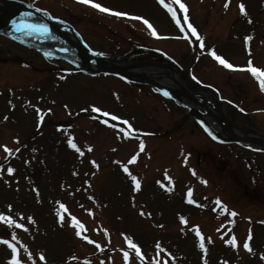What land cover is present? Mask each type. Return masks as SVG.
Wrapping results in <instances>:
<instances>
[{
	"label": "rangeland",
	"instance_id": "1",
	"mask_svg": "<svg viewBox=\"0 0 264 264\" xmlns=\"http://www.w3.org/2000/svg\"><path fill=\"white\" fill-rule=\"evenodd\" d=\"M22 1L67 21L113 65L142 58L165 65L171 57L188 69L190 81L218 89L226 115L248 128L245 133L234 129L237 135L264 137V91L246 70L249 59L253 66L264 68V0H228L227 7L225 0H180L186 11L173 4L179 24L159 0H94L147 19L157 36L142 20L103 13L79 0ZM240 3L246 14L240 12ZM188 23L203 37L204 48L191 35ZM245 36L251 37L247 44ZM209 50L238 67H224ZM63 55L0 30V142L15 140L11 148L20 149L0 170V211L25 225L9 227L0 221V240H11L15 233L24 264H42L41 252L46 264H125L122 250H127V244L121 233L133 237L143 255L141 260L130 253L128 264H154L157 259L167 264H264V145L233 139L223 122L219 125L206 113L209 125L196 109L150 85L103 73L108 68L104 66L86 69L93 75L82 72L84 67ZM175 70L183 87L216 102L215 94L195 89ZM167 81L180 88L171 77ZM184 94L183 101L194 102L204 111L196 96ZM93 105L121 120L91 111ZM104 119L121 128L127 127L122 124L127 119L137 130L135 137L118 135V129L102 123ZM214 131L227 137L220 134L219 141ZM68 137L83 156L68 147ZM132 155L137 160L128 167L141 181L137 191H132L131 178L120 166L128 164ZM9 165L15 169L11 175L6 172ZM189 188L195 204L188 202ZM217 198L220 205L215 203ZM57 201L84 225V234L99 249L75 235L70 219L58 221ZM141 209L150 215H140ZM232 211L235 216L228 214ZM193 226L204 237L205 249L199 247ZM249 229L252 252L243 248ZM233 235L236 248L224 243ZM157 242L162 251L157 250ZM10 251L0 243V264H10Z\"/></svg>",
	"mask_w": 264,
	"mask_h": 264
},
{
	"label": "snow or ice",
	"instance_id": "2",
	"mask_svg": "<svg viewBox=\"0 0 264 264\" xmlns=\"http://www.w3.org/2000/svg\"><path fill=\"white\" fill-rule=\"evenodd\" d=\"M80 3H83L85 5H90L91 7L95 8L96 10L103 12V13H108L110 15H114L117 17H127V18H131V19H135V20H142L143 23L147 26L148 30L151 32V34L153 36H157V32L156 29L153 27V25L151 23H149V21L147 19H144L141 16H133L130 13L127 12H122V11H117L114 10L112 8L103 6L101 3H97L94 2V0H79ZM159 3L162 4L164 6V8L167 9V11L169 13H171V16L174 20H176L177 24L180 23V20L177 19V10L173 8V4L178 3L179 4V9L186 11V6L184 3L180 2V0H169V2H165V0H159ZM228 6V0H225V7ZM239 10L242 14H246L245 11V5L243 3L239 4ZM55 19V17H53ZM183 20L185 23H187L188 21V17L187 15H185L183 17ZM13 27L15 28V30L17 31H22V30H29V29H35V30H42V31H48V25L44 24V23H30L27 22L25 20H21L19 23H17L16 21H13ZM188 29L191 30V35L192 36H196L197 39L199 41H201V48H204V44L202 43L203 41V37H199L198 33H197V29L195 27H193L190 23L187 24ZM251 39L250 36H245L244 40H245V44H247V42ZM210 54L224 67L228 68V69H233L236 68L238 66L233 65L232 63H230L227 59L223 58L221 55H218L214 50H209ZM99 55H103V53H99ZM246 70L248 72L251 73V75L253 77H255L257 79V81L259 82V87L261 89V91H264V68L261 67H256L253 66V62L251 59L248 60L247 65H246ZM63 78V77H61ZM195 78V77H194ZM165 96H168L169 93L167 91H164L163 93ZM37 115L38 118H40L39 114H40V109L37 108ZM48 111H51L50 109H48ZM91 111L96 112V113H102V115L104 117H111L112 121H118L121 120L120 116L114 115L109 111H104L102 110L100 107H97L95 105L92 106ZM241 111H243V109H241ZM41 122H42V118H40ZM102 123H104L105 125H109L110 122L108 119H104L102 120ZM203 124V122H201ZM122 124L126 125V128H121L119 125L112 123L110 124L111 127L118 129V135H121L123 137H135L136 135V131L133 128V125L127 120V119H123L122 120ZM38 127L40 126L39 123L37 125ZM205 131L208 132L209 135H212L211 131L205 126ZM216 137L213 136V139H215ZM67 145L68 147H70L71 149H74L76 153H78L80 156L84 155V152L81 150L80 147L77 146V143L74 142V140L71 137L67 138ZM144 148V143L143 141H140L139 143V149L140 151H143ZM0 149H3V152L6 154L3 159L5 161L8 160V158L10 156H14L16 153L19 152V148H11L9 146H7L6 144H0ZM89 151H91V148L89 147L88 149ZM33 151H35V149H33ZM137 160V155H132L130 160L128 161V164H121L120 166L122 167L123 173L127 174L130 178H131V183H132V191H137L140 189L141 187V181L135 176L133 175L130 170L128 165L134 163ZM25 163L27 164L28 161H25ZM90 163L93 166H97L96 165V161L92 160L90 161ZM117 164H120L119 161L116 162ZM4 169V164H0V170ZM6 172L11 175L15 172V169L9 165L6 168ZM195 174V173H194ZM84 183H88V181H84ZM206 183V181H205ZM34 192H36L37 197H39V192L38 190L35 188V186H33L32 189ZM191 194H192V189L189 188L188 189V196H189V203H193L195 204L196 201L194 199H191ZM215 203L217 205L221 204V201L219 198L216 199ZM57 204L59 205L58 208L56 209V214H57V219L60 222H63L66 218L70 219L71 222V226H73L76 231H75V235L77 237H81L83 240L88 241L91 244H96V247L99 249L100 245L96 243L95 240H90L89 236L85 233V229H84V225L81 224V222L76 218V216L71 215V213L69 212L68 207L63 204L60 203L59 201H57ZM201 207H203V205H200ZM12 205H8V209H11ZM230 216H235L236 213L234 211L229 212L228 213ZM140 215L144 216V215H150V213H145L143 211V209H141L140 211ZM28 220L32 221V217L29 216L27 217ZM180 220L182 223H186L185 218L183 216L180 217ZM0 221H2L5 225H8L9 227L11 226H16L18 228H24L25 225L23 223H17V220L13 218L12 215L9 214H5L4 211H0ZM34 223V221H32ZM229 223H232V221H229ZM261 223H264V221H261ZM193 230L195 231V235L196 237L200 238V243H199V247L201 249H205V242H204V237L202 236L201 232L199 231L198 228H196V226H193ZM121 235L124 237L125 243L127 244V250H122L123 251V258H124V262L125 264H128L129 262V255L130 253H134L135 257L143 260V255L141 253V249L138 246V244L136 242H134L133 237L128 236V235H124L123 233H121ZM16 237H15V233H12V238L11 240L9 239H2L0 240V243H3L4 245H7V247L11 250L10 251V264H22L21 259L18 256V249L15 243ZM252 240V232L251 229L248 230V234L247 237L244 239L243 241V248L248 251V252H252V247L250 245V241ZM208 242H211V238H208ZM224 243L230 245L232 248H236L237 247V239L236 237L233 235L231 236L230 239H226L224 241ZM156 248L157 250L162 251L161 249V245L159 242L156 243ZM29 257H31V253H28ZM264 258V257H262ZM38 259L40 262H42V264H46V257L44 253H39L38 254ZM70 259H75L74 257H70ZM154 264H167L166 261H162L160 259H157ZM205 264H207V262L205 261ZM225 264H227V262L225 261Z\"/></svg>",
	"mask_w": 264,
	"mask_h": 264
},
{
	"label": "water",
	"instance_id": "3",
	"mask_svg": "<svg viewBox=\"0 0 264 264\" xmlns=\"http://www.w3.org/2000/svg\"><path fill=\"white\" fill-rule=\"evenodd\" d=\"M5 1H8L10 2L12 5L14 6H17V7H21V4L20 3H15L13 2L12 0H5ZM26 6H24L25 8ZM27 9H29L28 7H26ZM40 14L42 15V13L40 12ZM16 21V20H15ZM49 24L54 27L57 31H59V33L61 34V36L64 38V40L67 42V44H69L71 47H73V45L70 43L69 41V37L68 35L62 33L58 27L52 23L51 21H49ZM0 29L2 31H7L9 32L10 31V28L7 27H3L2 25H0ZM25 34V32H24ZM78 38H79V44H81L82 46L86 47V49H88V56L91 57V59L94 61V62H97V59L96 58H93L92 55H93V51L90 50L87 46V44L82 40V38L80 37L79 34H77ZM69 41V42H68ZM51 45H53L54 47H56L57 49L59 50H64V48L60 47L59 45H56V44H52L51 42H47ZM148 65H155V66H158L160 65L159 63H154V62H148V61H144V62H136V63H133L131 65H128V66H116V65H112L110 66L109 68L107 69H102L101 71L103 72H106V73H109V74H114V75H117V76H120L122 78H126V79H130V80H133V81H137V82H145V83H148V84H151L152 86L160 89V90H165L167 88V86L159 83L157 80H155L154 78H152L151 76H149L147 73H143L141 74L138 70L141 69L142 67H146ZM133 68V69H132ZM200 87H203V88H209V86H205V85H199ZM168 89V88H167ZM166 89V90H167ZM172 89V88H171ZM174 92L178 93L179 91L181 92H185L187 94H191L190 91L182 88V89H177V88H173L172 89ZM197 99L199 101H203V99L199 96V95H196ZM218 101L220 102V99H218ZM216 108L218 109L221 117H222V120L223 122L225 123L228 131L233 135L234 138L236 139H239V140H242V141H247V142H254V143H262L264 144V137L262 138H259V137H255V138H251V137H242V136H238L236 134H234V132L232 131L231 129V126H234L236 128H240L242 130H245L244 127L242 126H239V125H236V124H232L229 119L227 118L226 114L222 111V109H220L218 106H216ZM216 120L218 122H221V120L219 118L216 117ZM264 136V135H263Z\"/></svg>",
	"mask_w": 264,
	"mask_h": 264
},
{
	"label": "bare ground",
	"instance_id": "4",
	"mask_svg": "<svg viewBox=\"0 0 264 264\" xmlns=\"http://www.w3.org/2000/svg\"><path fill=\"white\" fill-rule=\"evenodd\" d=\"M0 3H1L0 7L3 8L4 7V2H0ZM2 8H0V25H2L3 27H6L7 24L4 23L3 18H6V19H9L10 20L11 19V16L10 15L13 14L12 11H13L14 7L5 8L7 10V13H4V14L1 15V13L4 12L3 10H5V9H2ZM67 35L72 40V45H73V49H74L72 51V55H74V57H76V59H77V61L79 63V66H82L85 69L91 68V67L96 66V65H97V67L98 66H104V67H109L110 66V62L106 58H98L97 59V62H94L91 59V57L88 56L87 53H86L87 55L84 54L83 50L78 46L79 44L77 43V41L76 40H73L75 38L74 37L75 36V33L74 32L71 31ZM81 53H83V54H81ZM79 54L80 55H86L88 57L86 59L92 60V62L94 64L92 62H89V61L85 60V58L81 57ZM174 68L176 69L175 66L174 67H172V66L158 67V68L152 70V71H154L153 72V76L157 80H159V81H161V82H163L165 84L166 83H169L170 84V82L167 81V79L171 77L172 80H175L176 81V84L179 87H182V85L179 82V80H176V76H177L176 74H177V72H176V70ZM182 97H184V95H177V98L179 100H182ZM183 102H185V101H183ZM203 116L205 118V121H207L209 124H211L210 121H208L209 119L205 115H203ZM220 134H222L224 137L225 136L227 137V135H225L222 132H220Z\"/></svg>",
	"mask_w": 264,
	"mask_h": 264
}]
</instances>
